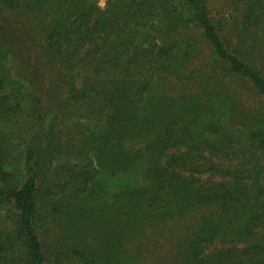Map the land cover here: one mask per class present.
Here are the masks:
<instances>
[{"label":"trees","instance_id":"1","mask_svg":"<svg viewBox=\"0 0 264 264\" xmlns=\"http://www.w3.org/2000/svg\"><path fill=\"white\" fill-rule=\"evenodd\" d=\"M231 3L0 0V264H264V0ZM141 125L149 184L101 204Z\"/></svg>","mask_w":264,"mask_h":264},{"label":"rangeland","instance_id":"2","mask_svg":"<svg viewBox=\"0 0 264 264\" xmlns=\"http://www.w3.org/2000/svg\"><path fill=\"white\" fill-rule=\"evenodd\" d=\"M97 1L99 6L104 7L105 0ZM231 2L232 0H207V5L210 9V13L215 18L227 19L236 14ZM160 40H164V37H161ZM146 111L148 110H142V115L143 112ZM226 119L229 122L230 118L228 119L226 117ZM155 132L156 128L152 126L141 125L137 128V132L133 137L119 145V148L122 152L131 156L130 159L132 161L127 163L125 166H116L109 155H101V150H107L104 147L97 148L93 152V157L100 172L98 178V187L101 188L107 195L102 200L101 204L105 201L112 202L113 199L111 196L116 195L117 193L124 192L127 195V189L131 190V188H137L140 190V192H142L146 188L149 182L142 175L144 161L142 158L137 157V150L144 143H146L147 140H150L155 135ZM18 159L19 156L15 155L11 161L6 164V167L15 169V163ZM99 204H88L86 206H81V209H83L82 211L85 212L89 209H94L93 207H97Z\"/></svg>","mask_w":264,"mask_h":264}]
</instances>
